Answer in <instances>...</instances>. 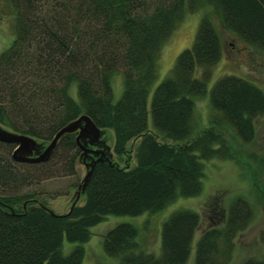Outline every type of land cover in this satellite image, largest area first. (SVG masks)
<instances>
[{"label": "trees", "instance_id": "trees-1", "mask_svg": "<svg viewBox=\"0 0 264 264\" xmlns=\"http://www.w3.org/2000/svg\"><path fill=\"white\" fill-rule=\"evenodd\" d=\"M10 1L16 30L0 52V124L42 144L85 113L113 131L116 155L128 151L130 140L136 143L131 166L97 161L83 202L68 213L52 214L36 191L23 188L57 174L48 165L55 154L62 171L75 173L81 154L77 132L62 134L50 158L39 162L14 160L15 144L0 141V264H81V243L108 214L157 211L177 195L199 193L201 159L235 157L221 133L225 124L243 140L254 137L264 91L237 74L214 81L210 106L220 114H211L208 127L191 135L195 100L206 93L223 51L214 16L223 28L264 50V0ZM208 6L212 11L202 13L191 45L152 89L167 36L186 12ZM116 72L123 85L115 100ZM251 217L249 202L234 198L222 218L201 231L192 264H226L236 233ZM200 221L195 209L173 210L162 222L158 254L140 247L138 227L129 221L108 228L103 247L121 264H184ZM65 240L79 244L64 252ZM242 264H264V258L247 257Z\"/></svg>", "mask_w": 264, "mask_h": 264}, {"label": "rangeland", "instance_id": "rangeland-1", "mask_svg": "<svg viewBox=\"0 0 264 264\" xmlns=\"http://www.w3.org/2000/svg\"><path fill=\"white\" fill-rule=\"evenodd\" d=\"M212 11L211 7H203L196 11L186 12L163 43L158 58L157 76L153 81V89L173 66L177 54L191 45L194 34L204 11ZM223 42L220 59L213 65L212 75L207 83L206 93L195 100L193 122L196 132H201L210 124L211 114H220L211 109L209 91L214 81L223 74H237L248 78L264 91V50L243 41L231 31L222 27L214 16ZM16 30V15L10 0H0V52L11 42ZM199 74L200 68L197 69ZM114 98L118 99L122 92L123 76L116 72L112 80ZM152 128V126H150ZM224 141L235 154V157L211 156L201 159L203 166L201 191L192 196L177 195L163 208L157 211L145 210L138 215L108 214L98 223L90 227L89 238L82 242L84 256L81 264H121L114 256L108 255L103 247L104 234L108 228L118 222L129 221L138 227V241L141 248L160 252V229L162 222L175 209L188 207L200 213L201 221L195 230L191 252L184 264H192L195 242L201 231L211 220L221 219L229 203L237 196L245 198L252 207V217L248 224L236 233L235 245L230 260L226 264H242L247 257L264 258V113L255 118V135L251 140H243L236 130L225 124L221 130ZM110 145L112 159L120 166H131L135 162L133 156L136 138L128 143V151L124 155H116L113 151V131L105 129L103 133ZM39 141V140H37ZM40 142V141H39ZM41 143V142H40ZM48 142L41 144L44 147ZM217 145V144H215ZM55 154L49 159V167L58 170L57 174L33 181L27 185L29 191H36L46 205L57 213L68 212L76 198V189L86 173V167L78 157L75 160V173L62 171ZM78 184V185H77ZM84 200L81 192L75 204ZM79 242L65 240L64 252L70 251Z\"/></svg>", "mask_w": 264, "mask_h": 264}, {"label": "water", "instance_id": "water-1", "mask_svg": "<svg viewBox=\"0 0 264 264\" xmlns=\"http://www.w3.org/2000/svg\"><path fill=\"white\" fill-rule=\"evenodd\" d=\"M73 131H77L75 139L81 148V156H84L85 158L88 157L89 160L84 162L86 173L76 189V198L71 204L68 212L75 205L80 192L84 191L95 163L101 160L110 161V146L101 138V128L88 114L83 113L60 127L51 140L44 147H41V144L34 136L12 131L0 124V141L14 143L15 145L11 156L14 160L21 162H39L48 160L59 137L66 132ZM93 145H95L96 148H92L91 146ZM47 210L52 214H57L49 207H47Z\"/></svg>", "mask_w": 264, "mask_h": 264}]
</instances>
